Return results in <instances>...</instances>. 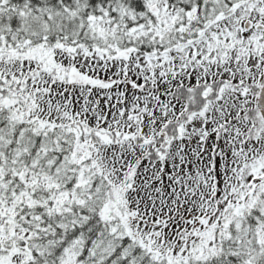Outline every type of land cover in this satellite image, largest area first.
I'll list each match as a JSON object with an SVG mask.
<instances>
[{
    "label": "snow or ice",
    "instance_id": "6c2138e0",
    "mask_svg": "<svg viewBox=\"0 0 264 264\" xmlns=\"http://www.w3.org/2000/svg\"><path fill=\"white\" fill-rule=\"evenodd\" d=\"M0 264H264V0H0Z\"/></svg>",
    "mask_w": 264,
    "mask_h": 264
}]
</instances>
